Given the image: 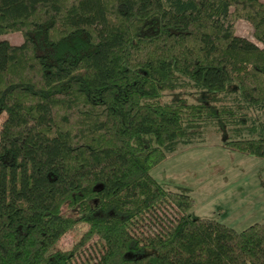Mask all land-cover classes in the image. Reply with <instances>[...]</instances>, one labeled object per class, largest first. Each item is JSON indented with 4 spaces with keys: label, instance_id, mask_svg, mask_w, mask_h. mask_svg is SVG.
Segmentation results:
<instances>
[{
    "label": "trees",
    "instance_id": "16d2710c",
    "mask_svg": "<svg viewBox=\"0 0 264 264\" xmlns=\"http://www.w3.org/2000/svg\"><path fill=\"white\" fill-rule=\"evenodd\" d=\"M10 33L23 41L0 40V264H264V223L193 217L151 175L209 127L264 160L262 0H0Z\"/></svg>",
    "mask_w": 264,
    "mask_h": 264
},
{
    "label": "rangeland",
    "instance_id": "374dc122",
    "mask_svg": "<svg viewBox=\"0 0 264 264\" xmlns=\"http://www.w3.org/2000/svg\"><path fill=\"white\" fill-rule=\"evenodd\" d=\"M264 2V0H262ZM234 34L262 48L251 26L240 19L234 22ZM19 45V33L0 35V40ZM169 95L163 100H168ZM188 101L196 103L194 98ZM5 113H0V126ZM224 137L209 127L201 139L167 155L152 177L166 190L189 195L194 200L193 217H210L242 231L255 223H264V160L224 146ZM68 215L77 212L65 208ZM85 229L78 224L59 241L62 249L71 248Z\"/></svg>",
    "mask_w": 264,
    "mask_h": 264
},
{
    "label": "crops",
    "instance_id": "0c3cea01",
    "mask_svg": "<svg viewBox=\"0 0 264 264\" xmlns=\"http://www.w3.org/2000/svg\"><path fill=\"white\" fill-rule=\"evenodd\" d=\"M202 218H210V217H202Z\"/></svg>",
    "mask_w": 264,
    "mask_h": 264
}]
</instances>
